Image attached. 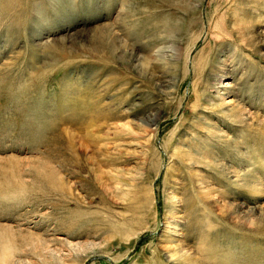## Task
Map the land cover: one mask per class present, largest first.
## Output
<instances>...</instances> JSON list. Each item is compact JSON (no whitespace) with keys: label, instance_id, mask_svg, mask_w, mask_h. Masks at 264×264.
Listing matches in <instances>:
<instances>
[{"label":"rangeland","instance_id":"1","mask_svg":"<svg viewBox=\"0 0 264 264\" xmlns=\"http://www.w3.org/2000/svg\"><path fill=\"white\" fill-rule=\"evenodd\" d=\"M195 3L0 0V264H264V0Z\"/></svg>","mask_w":264,"mask_h":264},{"label":"bare ground","instance_id":"2","mask_svg":"<svg viewBox=\"0 0 264 264\" xmlns=\"http://www.w3.org/2000/svg\"><path fill=\"white\" fill-rule=\"evenodd\" d=\"M201 2H202V0H196V3L194 4L195 6L196 5H200L201 4ZM194 25V24H193ZM238 25V24H237ZM212 27V26H211ZM211 32H213V31H209V34L211 33ZM208 35V34H207ZM211 35V34H210ZM216 36V34H213V37H215ZM177 46V45H176ZM179 50L180 49H177L175 46H173V44H169V45H166V46H163V47H158V48H156V49H154V53H153V55L154 56H157V55H159L160 53H163V54H165V55H168L170 58H178L179 57V55H180V52H179ZM153 56V57H154ZM187 58V57H186ZM220 84H222L221 86V89L222 90H224V89H226L225 88V86H227V85H229V82H225V81H222V83H220ZM196 86V85H195ZM194 86V87H195ZM193 88V87H192ZM195 89V88H194ZM220 99H223L222 100V104H224V105H227V106H229L231 103H232V99H224L223 97L222 98H220ZM226 111H227V109H226ZM150 114H153L152 116H151V118L153 119V120H156V118L158 117L156 114H154V113H150ZM150 118V119H151ZM151 119V120H152ZM159 122V121H158ZM158 122L157 121H154L153 122V125H155V127H156V125L158 124ZM154 128V127H153ZM143 130V129H142ZM146 131H148L147 129H145ZM152 131H153V129L151 130V132H150V134H149V136L151 137V135H152ZM148 132V133H149ZM147 133V134H148ZM137 134V138H136V141H135V144L138 146V147H140L141 149H142V151L143 150H146L147 149V141H146V138H143L144 136H142V135H145V134H141L140 132H137L136 133ZM146 134V135H147ZM149 137V138H150ZM140 150V149H139ZM175 153H173V152H171V154H170V156L172 157V155H174ZM113 172H114V170H113ZM110 173V172H109ZM133 173V172H132ZM115 176H117V174L115 173L114 174V176L113 177H115ZM120 184V183H119ZM118 184V185H119ZM119 188H121L120 186H118ZM169 190V189H168ZM124 194V193H123ZM166 205H165V207H166V209H165V214L163 215V219L165 220V223L167 224V225H173V227H176L178 224H177V221H178V217H176L175 215L177 214V212L178 211H175V210H177V208L175 207V201H176V195L175 194H170L169 195V193L167 194L166 193ZM170 205H171V207H170ZM175 211V212H174ZM155 212V211H154ZM177 216H178V214H177ZM170 219H172L173 220V222H174V224H172V222H171V220ZM142 230V229H141ZM139 232V231H138ZM172 232H174V231H171V233ZM136 235V234H135ZM167 240V239H166ZM169 240H171L170 239V237L168 238V240H167V243H159L158 241H156L155 243L154 242H152V244L154 243V249H153V251H156V249H157V246L158 247H160L162 250H164V252H165V257H166V259H167V261L169 262V263H171V264H175L176 263V261H177V259H178V257L176 256V255H174V253L172 252V249H174V247H173V244H171L172 242H170ZM151 243V242H150ZM149 243V244H150ZM152 244H150V245H152Z\"/></svg>","mask_w":264,"mask_h":264}]
</instances>
